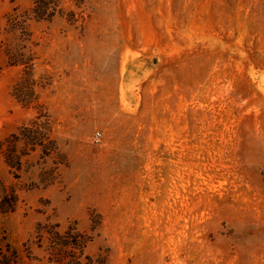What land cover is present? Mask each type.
<instances>
[{"label": "rangeland", "instance_id": "rangeland-1", "mask_svg": "<svg viewBox=\"0 0 264 264\" xmlns=\"http://www.w3.org/2000/svg\"><path fill=\"white\" fill-rule=\"evenodd\" d=\"M35 1L0 0L16 264H264V0Z\"/></svg>", "mask_w": 264, "mask_h": 264}, {"label": "trees", "instance_id": "trees-1", "mask_svg": "<svg viewBox=\"0 0 264 264\" xmlns=\"http://www.w3.org/2000/svg\"><path fill=\"white\" fill-rule=\"evenodd\" d=\"M51 4L53 6H51ZM57 5L55 3H52L51 0H36L35 6L32 9V16L36 20H43L45 19V15L48 14L49 18H52L55 13V8ZM50 9V11H49ZM26 14H24L21 17L13 15H9L7 18V25L5 27V31L7 33H11L15 30H21L24 32L26 30V22L29 19V17H25ZM39 124L36 122H33L32 127H38ZM25 135H24V142L28 145L34 146L36 143V138L32 135L34 134V130L32 129H25ZM28 133V134H27ZM14 140L12 143H14L17 140V136L14 135ZM20 140V139H19ZM12 193L5 194V196L0 201V212L6 213L9 211H13L15 207L16 202V196L14 193V190H11ZM19 253L18 249H13L9 244L4 245L0 242V264H16L19 261Z\"/></svg>", "mask_w": 264, "mask_h": 264}, {"label": "built area", "instance_id": "built-area-1", "mask_svg": "<svg viewBox=\"0 0 264 264\" xmlns=\"http://www.w3.org/2000/svg\"><path fill=\"white\" fill-rule=\"evenodd\" d=\"M101 134L100 133H96L93 137L94 141L97 143L100 140Z\"/></svg>", "mask_w": 264, "mask_h": 264}]
</instances>
